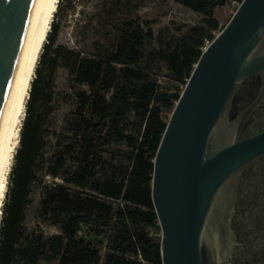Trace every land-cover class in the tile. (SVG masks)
<instances>
[{
    "label": "trees",
    "instance_id": "obj_1",
    "mask_svg": "<svg viewBox=\"0 0 264 264\" xmlns=\"http://www.w3.org/2000/svg\"><path fill=\"white\" fill-rule=\"evenodd\" d=\"M175 1L204 15L207 25L188 27L187 45L171 53L170 61L175 73L182 77V87H172L170 94L160 92L157 80L134 67L143 59L151 29L144 31L139 22L131 20L123 26L110 56L84 57L56 45L62 0L59 1L31 83L3 204L0 264H39L41 260H58V264H163L161 234L152 232L159 228L152 199L154 158L206 41H212L220 29L213 18L215 9L229 0ZM234 1L240 4L242 0ZM170 37V29L166 28L162 50L168 48ZM60 64L69 69L72 87L86 85L88 90L77 91V152L68 153L65 143L61 151L56 149L47 159L50 138L56 135L49 123L55 110L54 74ZM110 90L112 95L107 98L105 93ZM121 141L129 147L128 163L118 167L121 171L108 174L109 167L96 148ZM68 154L77 166L66 174L65 181L98 195H82L63 186L44 184L41 210L60 224L62 232L47 236L40 230L28 229L27 209L39 173L47 163L46 173L60 176ZM106 240L101 263L100 250Z\"/></svg>",
    "mask_w": 264,
    "mask_h": 264
},
{
    "label": "water",
    "instance_id": "obj_2",
    "mask_svg": "<svg viewBox=\"0 0 264 264\" xmlns=\"http://www.w3.org/2000/svg\"><path fill=\"white\" fill-rule=\"evenodd\" d=\"M40 2L0 0V159L11 90ZM263 43L264 0H242L202 51L171 113L152 182L163 264H225L219 242L231 217L232 186L264 151V132L241 138L224 114L239 85L264 71Z\"/></svg>",
    "mask_w": 264,
    "mask_h": 264
},
{
    "label": "rangeland",
    "instance_id": "obj_3",
    "mask_svg": "<svg viewBox=\"0 0 264 264\" xmlns=\"http://www.w3.org/2000/svg\"><path fill=\"white\" fill-rule=\"evenodd\" d=\"M238 5L234 0H229L225 5L215 9L213 18L220 26V29L215 32L216 35L228 24ZM131 20L139 22L144 31L148 29L152 31V37L144 43L143 59L134 67L143 71L149 79L157 80L161 85L160 92L162 93L170 94L172 87H182V77L173 70L170 55L187 45L186 31L188 27L194 25L206 27L207 18L175 0H62L57 17L60 31L56 45H63L84 57L110 56L121 35L123 26ZM166 28L170 29L171 37L168 48L162 50L161 40ZM46 72L49 73L47 69ZM73 83L69 69L60 64L54 74L53 105L55 110L49 123L50 129L55 131L56 135L50 138L46 152L47 159L56 149L61 151V147L65 143H68L65 148L68 153H76L78 150L79 136L76 133L77 91L88 90V87L78 85L75 89L72 87ZM105 95L110 98L112 90ZM96 150L106 161L109 167L108 174L121 171L118 167L128 163L129 147L123 141L112 142L98 147ZM76 166V161L70 158L68 154L66 166L61 175L53 177L46 173L45 169L48 166L47 163L45 164V169L39 173V182L33 186L30 197L31 203L27 209L25 222L28 229L40 230L47 236L62 232L60 224L45 216L41 210L44 184L63 186L82 195H98L65 181L66 174ZM10 177L11 172L8 187ZM116 203L123 204L122 201ZM152 232L154 235L162 234L160 224L159 228H153ZM106 244L107 240L100 250L101 263L105 258ZM39 264H58V260H41Z\"/></svg>",
    "mask_w": 264,
    "mask_h": 264
},
{
    "label": "flooded vegetation",
    "instance_id": "obj_4",
    "mask_svg": "<svg viewBox=\"0 0 264 264\" xmlns=\"http://www.w3.org/2000/svg\"><path fill=\"white\" fill-rule=\"evenodd\" d=\"M224 120L235 130L239 125L241 138L264 132V71L239 85ZM232 190L231 217L219 242L225 264H264V151L238 173Z\"/></svg>",
    "mask_w": 264,
    "mask_h": 264
},
{
    "label": "bare ground",
    "instance_id": "obj_5",
    "mask_svg": "<svg viewBox=\"0 0 264 264\" xmlns=\"http://www.w3.org/2000/svg\"><path fill=\"white\" fill-rule=\"evenodd\" d=\"M60 0H41L34 18L24 57L10 94L11 125L7 145L0 159V222L2 208L8 190V179L14 164L18 148L20 131L26 114L27 100L30 94L35 70L51 29Z\"/></svg>",
    "mask_w": 264,
    "mask_h": 264
},
{
    "label": "built area",
    "instance_id": "obj_6",
    "mask_svg": "<svg viewBox=\"0 0 264 264\" xmlns=\"http://www.w3.org/2000/svg\"><path fill=\"white\" fill-rule=\"evenodd\" d=\"M211 43V41L207 40L205 43V46L203 47V50Z\"/></svg>",
    "mask_w": 264,
    "mask_h": 264
}]
</instances>
